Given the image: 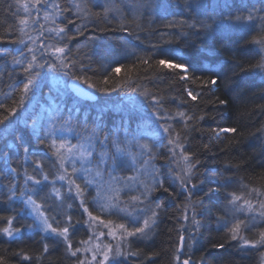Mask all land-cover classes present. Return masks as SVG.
Listing matches in <instances>:
<instances>
[{"label":"trees","instance_id":"1","mask_svg":"<svg viewBox=\"0 0 264 264\" xmlns=\"http://www.w3.org/2000/svg\"><path fill=\"white\" fill-rule=\"evenodd\" d=\"M192 1L153 0L151 10L141 9L143 15L136 21L140 27H135L131 24L134 7L127 6H135L141 0H116L117 4L124 7V12L128 17L125 21L130 27L128 32L119 30L120 21L111 15L108 21L101 19L98 23L77 20V25L87 23V29H81L83 35L77 36L68 45L72 50L69 61H74L76 67H72L67 75L63 70L53 72L47 66L39 70V75L32 88L33 92L24 99L23 106H18L22 95L19 91L22 84L19 81L23 73L20 71V66L12 62V57L18 56L16 49L23 48L25 56L28 53L21 44L8 42L17 39L19 34H8L3 23L6 22L8 26L15 23L12 14L17 9L10 6H13L16 0H0V36L5 37L4 41H0V52L7 51L8 53L6 56L0 55V119L8 115L7 110L16 109L15 115H9L5 124L0 125V132L4 133L0 136V140L7 142L10 147L8 150L13 157L18 156L24 160V147L30 146V151L34 153L46 151L45 145L37 144V138L33 133V123L35 122L38 128L43 127L47 130L50 126L47 120L49 110L53 117L51 118L52 123L55 122V117H60V122L71 121V127L76 129L81 137L86 135L84 128L94 129L97 126H100L102 135H111L122 121L125 122L129 132L128 140L135 139L141 144L153 146L156 157L153 163L165 177V187L174 195L170 196L162 190L153 193L152 199L164 204L158 225L152 233L151 241L142 245L131 243L130 253H138V255L129 254L128 260L123 264H176L174 256L177 254L176 248L181 234L178 231L181 223L178 217L182 215L180 206L187 202L188 197L178 181L175 185L171 183L174 166L168 162V149L161 146L167 144V140L163 139L166 134H163L162 128H157L158 117L153 111L155 102L144 93L154 95L158 100L162 98L163 107L170 114L182 111L192 118L187 122L185 151L196 153V159L200 161L197 166L199 180L204 181L201 185L203 192L195 190L191 197L193 200L205 201L204 205L198 209V212L203 213L202 216H198L201 220L199 240L194 248L189 247L191 230L182 233L187 238L185 254L180 255L181 260L190 256L192 261L208 258L209 264H217L213 256H218L222 257L223 264H262L260 253L264 248L240 252L237 250V247L240 248L237 241L226 244L223 250L212 248L215 244L225 242V234L217 228L215 219L217 208H211L210 211L208 209L210 205L219 207L224 201L217 200L215 196L210 203L207 199L211 195L208 188L215 187L217 182H223L225 178L233 181L232 186L228 187L229 192L238 191L240 184L264 191V178H262L264 177V131H259L264 129V77L253 72L245 73L234 69L236 62L248 68L259 61L257 46L248 43L258 33L255 29L239 30L242 34L228 37L229 31L221 27L219 23H214L216 19H214L210 0H202L203 4L209 5L207 9L202 10L205 12L204 15L197 14ZM101 2L102 0H95L93 3L89 0L92 12L100 10L97 5ZM188 4L193 6L191 10L187 8ZM173 5L179 13V18H176L185 23L179 24L178 20L173 17ZM261 7H264L262 2ZM223 16L224 21L231 23L229 14L225 13ZM73 18L74 16L69 15V19ZM173 21L179 26L168 27ZM193 21H198L197 26L189 27ZM199 21L211 25V28L201 27ZM101 28L107 30L100 31ZM69 29V36L76 34L75 27L69 26ZM93 37L96 39H92ZM48 42L50 41L45 43ZM34 44L40 48V42ZM121 52L138 56L122 59ZM172 52L173 56H168V53L172 54ZM175 52H177L176 55ZM144 60L148 63L144 64ZM160 60L182 64L186 70L166 68L159 65ZM80 65L84 67L81 68ZM116 67L120 68L119 72L114 71ZM185 71L189 79H181ZM71 77H80L82 84L97 93V101L84 102L73 97L67 90V84L62 85ZM213 78H217V85L204 83ZM84 80L88 83L85 84ZM54 81L58 82L60 88L53 84ZM13 89L17 90L13 91ZM101 89H110V91H101ZM188 90H191L193 95H196L198 91L201 94L193 101L187 96ZM34 96L39 112L41 109L44 110L43 118L38 123L39 117L36 118L34 113L32 114L33 111L22 116L26 114L24 110ZM220 100H226L227 104H220ZM118 104H123L124 110H118L122 107L114 110ZM199 116H205V119L198 120ZM160 123L163 124L164 121ZM168 123L173 124L182 136L185 135L184 124L179 118L175 121H168ZM221 128H236L237 132L221 133L217 138L213 133ZM157 131L161 135H157ZM24 141H30V145L23 143ZM133 145L132 150L123 144L121 147L139 156L140 149L135 143ZM205 145L207 148L204 147ZM96 146L100 147L99 144ZM5 147H7L6 144ZM31 157L33 156L29 158ZM121 159L125 162L124 167L115 174L123 177L134 175V171L130 169L131 161L128 157L123 156ZM3 164L6 163L0 161V174H2ZM48 165L45 164V171L50 172ZM135 167H139V161ZM26 170L28 175H35L33 168ZM24 173L22 172L12 180L18 188L24 187ZM0 181H2L0 182V217H16L12 221L13 227L22 228L24 219L28 225H31L33 218L28 216L24 198L9 200L8 184L10 182L4 183L2 176H0ZM191 182L197 183L198 181L194 178ZM62 183L57 182L56 184L61 192L64 191L61 187ZM77 183L83 187L81 180ZM50 188V185L44 188L39 196L34 198L39 202L40 197L49 192ZM133 193L137 194L135 191ZM220 195L222 197L223 193ZM93 196H95V190L86 189V200L90 201ZM15 203L20 209H16ZM66 203L73 205L71 209L64 210L72 216L73 221L85 220L86 216L83 219L84 213L78 201L66 200ZM87 207L93 215L100 216L103 220L109 218L108 215L97 211L92 203H87ZM21 209H24V212L17 216ZM57 219L60 220L61 217L57 216ZM7 226L5 220H0V229ZM57 226L53 224V227ZM185 227L188 225L186 224ZM259 227H264V225H259ZM255 231L256 229H253V232L245 233V235L253 238ZM28 232H23L15 238L0 234V255L8 257L10 264H78L77 257L84 259V257L80 258L78 253L77 257L71 256L66 251L64 242L58 238H52L42 231ZM70 232H72L71 229ZM90 232L91 229L87 224H78L70 237L73 248L80 247L77 241L87 240ZM45 243L48 244L47 252L43 251ZM20 250L26 252L32 259L22 261L21 258L11 255ZM210 252L213 256H209Z\"/></svg>","mask_w":264,"mask_h":264},{"label":"snow or ice","instance_id":"2","mask_svg":"<svg viewBox=\"0 0 264 264\" xmlns=\"http://www.w3.org/2000/svg\"><path fill=\"white\" fill-rule=\"evenodd\" d=\"M92 2L94 3L95 0H92ZM261 2L264 3V0H261ZM97 6L100 9L97 12H92L89 6V0H64L63 3L62 0H16L15 4L10 6L17 9L12 14L15 23L11 26H8L6 22L3 23L8 34L18 33L19 35L17 39L8 42L24 45L28 53L25 56L23 48L16 49L18 56L12 57V62L19 65L20 71L23 73V77L19 81L22 84V88L19 89L22 95L18 106H23L24 99L32 91L36 77L39 75V70L47 66L53 72L63 70L67 75L72 67H76L74 61H69L72 50L68 45L77 36L83 35L81 29H87V23L77 25V20L98 23L101 19L108 21L111 15L114 19L120 21L118 25L119 30L125 32L130 30L129 25L125 23L128 17L124 12V7L117 4L116 0H102ZM127 7H134L135 10L131 24L135 27H140L136 21L143 15L141 9L151 10L153 0H141L135 6L128 5ZM195 7L198 15H204L205 12L202 10L207 9L209 5L198 4ZM212 7L215 9L219 5H213ZM223 7L240 9L244 13L229 17L231 27L239 30L255 29L258 33L248 43L257 46L260 57L259 61L251 64L248 68L236 62L234 69L245 73L253 72L264 77V7L257 8L254 4L249 7L248 4L243 3V0H232V3L225 2ZM187 8L191 10L193 6L188 4ZM69 15L74 16V18L69 19ZM182 23L185 22H179V24ZM197 23L198 21H193L189 27H196ZM199 23L205 29L211 28V25L202 21H199ZM214 23L219 22L214 21ZM179 24L173 21L168 27L179 26ZM69 26L76 28L75 35H68L70 30ZM99 30L106 31L107 29L101 28ZM31 32H35L36 35H31ZM24 36H27L28 41L33 43L40 41V59H38L37 49L28 47L25 40L21 38ZM92 39L96 38L93 37ZM4 40L5 37L0 36V41ZM45 41L50 42L45 43ZM0 55L6 56L8 53L7 51L0 52ZM52 60L56 62L52 63ZM143 63L147 64L148 61L144 60ZM158 63L170 69L185 68L182 64H173L165 60H160ZM80 67L83 68L84 66L80 65ZM114 71L119 72L120 68L116 67ZM217 78L210 79L204 83L215 86L217 85ZM76 79L79 80L80 77H76ZM181 79H189L186 71ZM84 83L87 84L88 81L84 80ZM91 87H95V85H91ZM16 90L13 89V91ZM101 91L107 92L110 89H101ZM111 91H114V89H111ZM200 94L199 91L196 95H193L191 90L187 91V96L193 101ZM144 95L149 96L155 102L153 111L158 117L156 121L157 128H162L163 134H166L163 136V139L167 140V144H162L161 146L168 149V162L174 166L172 168L173 178L171 183L175 185L178 181L180 187L188 197L187 202L180 206L182 215L178 217V220L181 221L178 231L181 234L178 238L177 254L174 256V260L176 264H209L208 258L192 261L190 256L183 260L180 257V253L185 247L183 232L189 231V229L191 230L189 247L198 243L197 235L201 227V220L198 219V216L203 215L202 212H198V209L205 203L204 200L191 199L193 191L199 190L203 192L201 185L204 184V181L199 180L197 166L200 161L196 159V153H188L185 151L186 133L188 131L187 122L192 118L188 117L182 111L170 114L164 109L161 102L162 98L158 100L154 95L147 92ZM219 103L227 104V101L220 100ZM7 111L8 115L0 119V125L5 124L9 115H15L16 109L13 108ZM161 113L164 114L161 115ZM177 118L184 124L183 132L185 135L183 136L181 132L176 131L173 124L168 123V121H175ZM204 119L205 116L198 117V120ZM160 121H164V123L161 124ZM64 124L71 129V121H64ZM55 128V123L50 125L47 130L43 127L38 128L35 122L33 123V133L37 138V144L45 145L46 151L43 155L46 160L50 161L48 167L51 172V177L50 172L45 171L44 162L40 160L32 161L35 175H28L25 169L23 188H18L15 183L10 182L8 184V199L24 198L29 209L28 214L33 217V223L25 226L27 231H42L52 238L62 240L66 245V251L73 257H77V253H91L90 260L87 256L84 259L77 257L78 264H123V261L120 259L121 257L129 254L138 255V253H127L125 251L128 239L131 237L140 239L147 238L150 233L154 232L158 225L164 204L159 201H154L152 199L153 193L162 190L170 196L174 195L165 187V177L161 175L160 169L153 163L156 158L153 152V146L141 144L135 139L128 140V128L123 121L111 135H102L100 126L94 129L84 128L86 135L81 137V142L76 144H72L68 140L57 139ZM259 131H264V129H260ZM236 132V128H221L219 131H214L213 134L219 138L221 133ZM3 134V132H0V136ZM156 134L161 135L159 131ZM21 139L23 140V138ZM23 143L30 145V141H24ZM133 143L140 149L139 156L133 155L127 148L121 147L122 144L131 145ZM96 144H99L101 149L111 145L114 151H100L98 155L94 156ZM204 147L207 148V145ZM23 152L24 163L28 162L30 156L36 155V153L30 151V146L24 147ZM2 155L4 159L8 158L6 153ZM123 156H127L131 161L130 169L134 171V175L125 177L115 175V173L124 167L125 162L121 159ZM137 161H139V167H135ZM78 163L80 167H77ZM69 168L71 171H69ZM9 171L12 174L13 180L19 175L17 169H9ZM2 175L0 174V176ZM105 175L108 176L107 181L104 180ZM194 178L197 179V183L191 182ZM78 179L83 182V187L80 183H77ZM57 182H63L61 184V187L64 189L63 192H61L60 188L56 187ZM30 184L31 187H29ZM232 184L233 181L230 178H225L223 182H217L215 187L208 188V192L211 194L207 198L209 203L213 196L217 200L222 199L224 201L219 207L217 205H210L208 209L210 211L211 208H217V215L215 217L217 228L225 234V242L215 244L212 248L215 250H223L226 244H229L231 241H237L240 244L241 251L249 248H264V227H259V225H264V191H261L259 188H251L246 184H240L238 191L229 192L228 187L232 186ZM49 185L51 186L50 191L44 196H41L38 202L34 197L39 196L40 191ZM89 188H93L96 194L90 201H87L85 191ZM125 188H127V192ZM132 191H135L137 194L128 195ZM121 193H124L127 199H123ZM221 193H223L222 197L220 195ZM66 200L78 201L79 207L87 215V219L84 221H73L72 216L64 211L65 209H71L73 207L72 204L66 203ZM253 200H255V203H253ZM89 202L102 214L122 216L124 219L129 220L132 227L129 228L124 223L115 224L111 220L107 222L101 220L100 216L93 215L89 211L87 207V203ZM21 212H24V209H21L17 213V216ZM57 216H60L61 219L58 220ZM13 219H16V217H0V220H5L8 225L0 229V234L9 238H15L21 235L25 229L13 227ZM81 223L87 224L90 229H107V236L111 238L112 242L104 244L101 238L105 236V232L94 231L91 232L87 240L77 241L80 247L74 249L70 237L75 232L76 226ZM53 224L58 226L53 227ZM61 224L64 226L60 227L59 225ZM186 224L188 227H185ZM70 229L72 232H70ZM253 229H256L253 238L245 235V233L253 232ZM43 251H48L47 243L44 244ZM11 255L16 258H21L22 261L32 259L23 250L14 252ZM260 255L262 261H264V252H261ZM98 256L100 259H97ZM209 256H213V253L210 252ZM213 258L217 264H223L222 257L213 256ZM0 264H10L9 258L0 255Z\"/></svg>","mask_w":264,"mask_h":264},{"label":"bare ground","instance_id":"3","mask_svg":"<svg viewBox=\"0 0 264 264\" xmlns=\"http://www.w3.org/2000/svg\"><path fill=\"white\" fill-rule=\"evenodd\" d=\"M225 2H227V3H232V0H210L209 1V3L211 4V6H213V5H219V7H215V9H213L212 8V10H213V13H214V19H216V22H219V24L221 25V27H223V28H225L227 31H229V34L227 35L228 37H232V36H235V35H239V34H242L241 33V31H239V29H236V28H233V27H231L230 26V23H228V22H226V21H224V14L225 13H227V14H229V16H231V17H234L235 15H240V14H244L243 12H242V10H240V9H236V8H224L223 7V5H224V3ZM192 3L196 6V5H198V4H203V1L202 0H193L192 1ZM243 3H245V4H248L249 5V7H251L253 4L257 7V8H260V5H261V0H243ZM194 6V8L196 9V7ZM178 10H175L174 9V5H173V12H172V14H173V17L174 18H179V13L177 12ZM176 18V20H178ZM178 23L180 22L179 20L177 21ZM29 31H31V30H29ZM31 35H33V36H35L36 35V33L35 32H31ZM47 35V34H46ZM23 39L25 40V42L28 44V47H31V48H35V49H37V55H38V59H40V57H39V50H40V48L36 45V44H34L33 42H30V41H28V39H27V36H24L23 37ZM166 40H167V37H166ZM36 42H40V41H36ZM46 42V41H45ZM144 45V44H143ZM178 45V44H177ZM176 45V46H177ZM23 47H24V45H22ZM127 49V48H126ZM113 51V50H112ZM132 52H130V54H131ZM121 54H123V56H122V59H125V58H130V57H136V56H138V55H136V54H131V55H128L127 54V52L124 54V52H121ZM173 52H172V54L171 53H168V56H173ZM177 54V52H175V55ZM163 55H165V54H163ZM166 56V55H165ZM30 58V57H29ZM53 61V60H52ZM169 62V61H168ZM171 63V62H170ZM183 70H186V68H184ZM71 79H76V78H74V77H71V78H68L65 82H64V84H62L63 86H65V84H67L66 85V87H67V90L72 94V96L73 97H75V98H77L76 97V95L70 90V88H69V86H68V84H69V82H70V80ZM41 83H42V81H41ZM66 89H65V91H67ZM44 108V107H43ZM37 109V108H36ZM119 111H121V110H124V108L122 107L121 109H118ZM43 109H41V112H39V110H37V111H33L32 112V114L34 113V116L36 117V118H38L39 117V119H40V121H41V115L43 114ZM49 112H50V110H49ZM48 114V113H47ZM27 114H22V116H26ZM44 115V114H43ZM43 115H42V118H43ZM49 115V114H48ZM48 120V124H50V123H52V120H51V118H49V119H47ZM39 122V120H37V123ZM57 139H63V140H68V141H71V143L72 144H76V143H78V142H81V135L80 134H78L77 133V130L76 129H74L73 127H71V129H69L68 128V130L66 131V133H61V134H59L58 136H57ZM5 144H6V146L7 147H5ZM10 147L7 145V142L6 141H3V140H0V151H1V155H0V161H4V163H6V164H3L2 166H1V173L3 174L2 175V180H3V182L4 183H7V182H12V174L10 173V171H9V169H17V172L19 173V175L23 172H25L24 170L25 169H32V168H34V164L32 163V161H34V160H40V161H42V162H44L45 164H49L50 163V161H48V160H46V158H45V156L43 155V153H36V155L35 156H33V157H31V158H29L28 159V162L27 163H24L23 161V159L21 158V157H18V156H12V154L9 152V149ZM14 152V151H13ZM12 152V153H13ZM15 152H17L16 150H15ZM15 152H14V154H15ZM3 153H6L7 154V159H4L3 158ZM77 165H80L79 163L77 164ZM78 167V166H77ZM69 171H71V169L69 168ZM32 172V171H31ZM25 174V173H24ZM23 174V175H24ZM79 180V179H78ZM77 180V181H78ZM25 201V200H24ZM15 205H16V209H20V207H19V205L18 204H16L15 203ZM24 206H25V208H26V211H27V213H28V211H29V209H28V207H27V205H26V203L24 202ZM22 213V212H21ZM22 216H23V214H22ZM28 216H30L31 218H33L32 217V215H29L28 214ZM86 216V218H85V220L87 219V215L84 213V216H83V219H84V217ZM108 220H111V221H113L114 223H116V224H119V223H124V224H127L128 226H129V228H131L132 227V225H131V223H130V221L129 220H127V219H124L122 216H117V215H111L109 218H108ZM23 226H22V229H25V226L26 225H28V223L25 221V219H24V221H23ZM84 225H86V224H84ZM23 232H28L26 229L24 230V231H22V233ZM92 232V231H91ZM91 232H90V234H91ZM28 233H31V232H28ZM199 234V233H198ZM151 236H152V233H150L149 234V237H147V238H143V239H140V238H136V237H131V238H129L128 239V241H127V247L125 248V251L127 252V253H130V245H131V243H138L139 245H142V244H144V243H147V242H149V241H151ZM184 237H185V245H186V235H184ZM197 240H199V237H198V235H197ZM240 246V245H239ZM192 248H194L195 247V245H192L191 246ZM238 249L237 250H239L240 252H242L241 251V249L239 248V247H237ZM246 250H252L251 248H249V249H246ZM263 252H264V249H263ZM86 254L87 253H78V255H80V258H83L84 256H86ZM185 254V247H184V249L182 250V252L180 253V255L181 256H183ZM128 257H129V255H126V256H124V257H121L120 259L123 261V262H126L127 260H128Z\"/></svg>","mask_w":264,"mask_h":264},{"label":"rangeland","instance_id":"4","mask_svg":"<svg viewBox=\"0 0 264 264\" xmlns=\"http://www.w3.org/2000/svg\"><path fill=\"white\" fill-rule=\"evenodd\" d=\"M53 84H54L56 87L60 88V86L58 85V82H55V81H54ZM32 92H33V91H31L30 93H32ZM119 105H120V106H119ZM36 106H37V100H36V97L34 96V98L28 103L26 109H25V110L22 109V110H24V112H26V114H28V113L31 112V111H34V110L37 111V110H39V106H37V109H36ZM119 107H125V106H124L123 104H118V107L114 108V110H116V109L119 108ZM43 112H44V111H43ZM43 114H44V113H43ZM43 114H42V115H43ZM48 114H49V115H48V119H49V118H52V119H53V117H51V112H48ZM42 115L40 116L41 118H42ZM54 120H55V122H53V123H55V125H56V128H55V134H56V137H57L59 134H61V133H66V131L68 130V127L64 124L63 121L60 122V121H61V118H60V117H55ZM39 121H40V119H39ZM48 123H49V122H48ZM53 123H50V125H52ZM124 146H126L129 150H132V147H133L134 145L131 144V145H124ZM100 151H108V152H112V151H114V148H113V146H111V145H108V147H107V148H104V149H101L100 147L95 146L94 156L98 155ZM77 166L80 167V165H77ZM115 175H117V174H115ZM117 176H119V177H123V176H120V175H117ZM127 176H130V175H127ZM104 180H105V181L108 180V176H107V175L104 176ZM125 191L127 192V188H125ZM133 192H134V191L129 192L128 195H135V193H133ZM95 194H96V193H95ZM121 196H122L123 199H127V197L124 195V193H121ZM108 216L110 217L111 215H108ZM101 220H103V219H101ZM103 221L107 222V221H108V218H107L106 220H103ZM115 224H116V223H115ZM91 231H92V232H94V231H95V232L104 231V232H105V236H104L103 238H101L102 242H103L104 244H107V243L112 242V241H111V238L107 236V231H108L107 229H104V228H92ZM94 242H101V241H94ZM86 256H87L88 259L90 260V258H91V253H87ZM84 258H85V256H84ZM97 259H100V257L98 256ZM262 264H264V261H263Z\"/></svg>","mask_w":264,"mask_h":264},{"label":"water","instance_id":"5","mask_svg":"<svg viewBox=\"0 0 264 264\" xmlns=\"http://www.w3.org/2000/svg\"><path fill=\"white\" fill-rule=\"evenodd\" d=\"M68 86L70 90L76 95V97L81 100L95 101L97 99L96 93L85 87L80 80L71 79Z\"/></svg>","mask_w":264,"mask_h":264}]
</instances>
